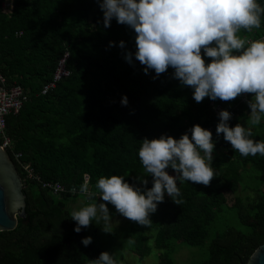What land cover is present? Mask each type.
<instances>
[{
  "label": "trees",
  "instance_id": "obj_1",
  "mask_svg": "<svg viewBox=\"0 0 264 264\" xmlns=\"http://www.w3.org/2000/svg\"><path fill=\"white\" fill-rule=\"evenodd\" d=\"M5 2L12 3L9 13L3 10ZM240 35L264 37V17L261 28ZM135 36L115 19L105 28L97 0H0V70L8 86H22L29 98L23 110L7 119L13 141L7 153L23 180L28 206L16 230L0 232V264H91L104 251L93 242L87 247L81 243L91 236L90 227L74 231L70 203L80 195L100 199L96 183L102 176L121 175L138 183L136 178L145 175L138 157L141 141L161 135L179 139L195 125L213 129L215 178L208 186L178 184L180 205L165 195L150 214L152 222L145 227L157 232L164 264H175L172 257L182 247H205L221 214H237L238 224L210 239L202 264H247L264 244V156L244 157L223 134L216 135L213 104L230 110L240 97H206L197 103L192 88L173 78L172 68L155 79L154 70L145 74L134 55L131 64L125 59L127 52L136 51ZM67 53L71 75L43 95ZM125 95L129 103L122 106ZM249 114L248 106L241 105L231 126L248 121ZM252 132L253 139L264 140V121ZM16 155L43 181L78 193L54 196L27 178ZM87 175L88 194L79 190ZM144 178L151 188L152 178ZM242 188L251 192L247 204L239 194Z\"/></svg>",
  "mask_w": 264,
  "mask_h": 264
},
{
  "label": "clouds",
  "instance_id": "obj_2",
  "mask_svg": "<svg viewBox=\"0 0 264 264\" xmlns=\"http://www.w3.org/2000/svg\"><path fill=\"white\" fill-rule=\"evenodd\" d=\"M103 12V25L118 24L134 30L136 51L127 52L128 63L135 60L149 74L154 70L158 78L172 68L173 78L182 86L191 87L193 99L200 103L206 97L212 101H231L238 96L251 94L247 100L250 114L246 126H230L232 113L221 110L216 135L223 134L234 151L242 156H264V140L253 139L251 125L264 119V37L249 41L242 31L261 28L264 5L259 0H97ZM12 4V3H11ZM109 46H115L110 42ZM120 41L119 47L125 48ZM210 58V59H209ZM206 59L208 62L206 63ZM127 106L125 95L120 101ZM190 133V134H189ZM212 131L193 126L179 139L161 135L157 139L144 138L138 157L145 175L138 183H129L125 176L100 177L96 183L99 198L73 209L70 218L76 222L74 231L80 233L93 222L105 233H112L110 203L123 217L147 226L150 214L157 211L165 195L180 205L181 190L178 184L189 181L208 186L215 178L213 153L216 147ZM167 169L174 170L170 175ZM150 176L149 181L144 177ZM89 192L85 179L79 188ZM93 241L84 237L87 247ZM91 264H118L113 253L102 252Z\"/></svg>",
  "mask_w": 264,
  "mask_h": 264
},
{
  "label": "rangeland",
  "instance_id": "obj_3",
  "mask_svg": "<svg viewBox=\"0 0 264 264\" xmlns=\"http://www.w3.org/2000/svg\"><path fill=\"white\" fill-rule=\"evenodd\" d=\"M12 4L5 2L3 10L6 13L12 11ZM254 39L255 38H251ZM250 40V39H249ZM264 121V119H262ZM247 121H244L246 126ZM259 125H251V130L258 129ZM89 176V175H87ZM86 176V177H87ZM90 177V176H89ZM90 184V180L88 182ZM90 189V188H89ZM241 198L247 204L251 200V192L242 188L239 192ZM93 200L98 203H107L102 199H89L87 195H80L70 203V212L78 209ZM110 214L112 215V233H105L101 226L93 222L90 227V234L93 243L103 249L114 254L118 264H164L163 253L156 248V231L149 230L145 226H137L135 221L129 220L120 215L115 207L108 204ZM238 224L237 214H221L210 228V238L203 248L182 247L173 259L175 264H202L208 259L207 246L210 239L219 232L225 231L228 227Z\"/></svg>",
  "mask_w": 264,
  "mask_h": 264
},
{
  "label": "built area",
  "instance_id": "obj_4",
  "mask_svg": "<svg viewBox=\"0 0 264 264\" xmlns=\"http://www.w3.org/2000/svg\"><path fill=\"white\" fill-rule=\"evenodd\" d=\"M11 4V3H10ZM254 39H250L252 41ZM257 40V39H255ZM70 55L67 53L58 63L57 69L54 73L53 80L47 84L42 91L43 95H46L48 92L56 88L57 84L68 78L71 73L67 68V61ZM240 102L234 106V108L228 110L227 108L223 107L222 105L213 104V111L214 115L217 119V124L219 123V116L218 113L221 110H228L232 113V119L229 121L231 126V121L236 118L237 111L241 105L248 106L247 100L251 99V94H244L239 96ZM29 98L26 94V90L22 86H8L7 85V78L2 74L0 70V148L4 152H8L13 148V141L8 135V128H7V119L11 115H17L21 110H23L25 104L28 102ZM213 131V129H210ZM22 155H16V160L24 172L27 174V178L31 180H35L41 183L42 187L46 190H49L54 196H60L64 193H70L75 195L78 193L76 189H68L63 184L58 182H45L41 179V176L36 173V171L29 165H25L21 163ZM173 174L174 171H173ZM87 181L89 182L90 177H86ZM90 193V192H88ZM87 193V194H88Z\"/></svg>",
  "mask_w": 264,
  "mask_h": 264
},
{
  "label": "water",
  "instance_id": "obj_5",
  "mask_svg": "<svg viewBox=\"0 0 264 264\" xmlns=\"http://www.w3.org/2000/svg\"><path fill=\"white\" fill-rule=\"evenodd\" d=\"M23 190V180L15 164L0 148V232L16 230L19 219L26 218L28 203ZM247 264H264V244Z\"/></svg>",
  "mask_w": 264,
  "mask_h": 264
}]
</instances>
